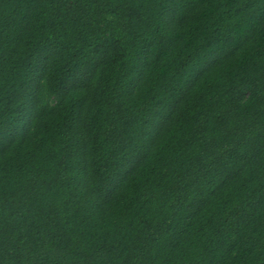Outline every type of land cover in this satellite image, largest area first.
I'll return each mask as SVG.
<instances>
[{
  "label": "trees",
  "instance_id": "16d2710c",
  "mask_svg": "<svg viewBox=\"0 0 264 264\" xmlns=\"http://www.w3.org/2000/svg\"><path fill=\"white\" fill-rule=\"evenodd\" d=\"M0 264H264V0H0Z\"/></svg>",
  "mask_w": 264,
  "mask_h": 264
}]
</instances>
